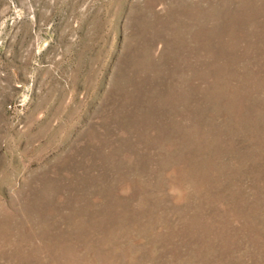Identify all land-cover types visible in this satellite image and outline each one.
<instances>
[{
  "label": "rangeland",
  "instance_id": "rangeland-1",
  "mask_svg": "<svg viewBox=\"0 0 264 264\" xmlns=\"http://www.w3.org/2000/svg\"><path fill=\"white\" fill-rule=\"evenodd\" d=\"M0 264H264V0H0Z\"/></svg>",
  "mask_w": 264,
  "mask_h": 264
}]
</instances>
